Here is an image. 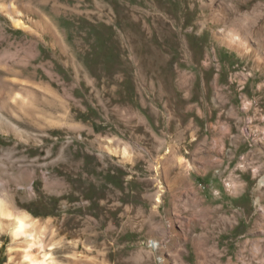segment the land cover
<instances>
[{"label":"rangeland","instance_id":"rangeland-1","mask_svg":"<svg viewBox=\"0 0 264 264\" xmlns=\"http://www.w3.org/2000/svg\"><path fill=\"white\" fill-rule=\"evenodd\" d=\"M0 200L49 264H264V0H0Z\"/></svg>","mask_w":264,"mask_h":264},{"label":"bare ground","instance_id":"bare-ground-1","mask_svg":"<svg viewBox=\"0 0 264 264\" xmlns=\"http://www.w3.org/2000/svg\"><path fill=\"white\" fill-rule=\"evenodd\" d=\"M20 25V24H19ZM0 216L4 219H14V228L12 229V234L15 240L17 239H28L31 237L30 245L27 248H24L23 255L21 256V262L23 264H49L48 253H44L43 257L35 256L29 249L33 244H38L41 248L43 244L38 238L35 237L33 231L30 229L34 221L33 219L24 212L15 213L13 207L7 202L0 200Z\"/></svg>","mask_w":264,"mask_h":264}]
</instances>
